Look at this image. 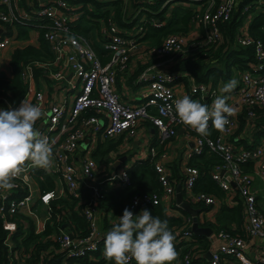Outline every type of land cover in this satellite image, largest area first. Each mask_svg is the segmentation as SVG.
Returning a JSON list of instances; mask_svg holds the SVG:
<instances>
[{"label":"built area","instance_id":"2783aa9c","mask_svg":"<svg viewBox=\"0 0 264 264\" xmlns=\"http://www.w3.org/2000/svg\"><path fill=\"white\" fill-rule=\"evenodd\" d=\"M34 1L36 6H31L29 11H22L19 4L17 5V0H0L7 6L6 10L0 9V24H12L18 18L49 17L51 24L43 35L50 42L55 58L52 63L45 64L54 67L48 71V79L52 85L64 87L63 81L71 71L76 75L78 82L69 84L73 92L69 103H66V100L47 103L43 89L34 85L35 79L29 65L24 67L22 77L28 87L22 101L41 107L43 116L36 122L35 127L42 136L54 142L52 167L48 170L39 168L53 179L54 186L47 190L40 189V186L35 189L37 167L28 162L21 176L13 180V188L0 189V226L5 230L2 240L6 256L1 264H44L43 257L54 252H60L63 257H82L98 248L102 249L99 241L106 233L100 231L98 226L102 211L95 197L89 200L83 209L90 226L87 235H74L72 231L62 229V224L59 232L51 231L39 238L50 240L47 248L41 250L36 247L35 242L24 243L22 238L25 233L17 237V241L13 235L18 230V224H21L25 232L30 222L35 233L42 232L51 216L50 200L66 191L75 194L80 184L90 188L95 196L98 195L104 163H98L91 155V150L96 145L95 139L97 136L106 138L121 134L134 136L138 126L144 121L151 122L156 127L160 142L176 136L178 128H182L192 140L186 152L189 156L193 152H200L204 147L222 156L223 163L215 164L211 169L212 177L224 192L221 197L193 190L199 173L198 168L187 164V161L183 166L184 178L181 183L186 199L209 206L198 211L199 224L214 220L212 209L216 205L220 207L223 203L233 205L240 202L242 206V234L227 229L213 230L206 236L208 247L190 246L178 257L176 264H264V210L261 206L260 189L256 185V178H259L264 188V140L250 147L229 141L239 129L240 112L245 113V128L251 126L253 107H264L263 41L259 38L252 39L241 28L238 41L244 45L253 43L255 60L240 71L235 89L225 94L228 97L227 103L234 109V114L228 117L227 131L204 137L180 121L175 110L176 101L183 98L175 85L179 73L170 70L164 59H161L184 50L189 40L194 37L187 32L171 33L167 34L159 45H143V54L147 60L138 79L146 82L145 91L139 102H125L116 88V76L118 71L127 66L133 50L140 46L137 36H133L135 33H132V36H123L120 34L123 29L115 22L109 20L102 23L100 31L106 38L103 45L110 52L109 59L103 62L85 38L68 34V21L82 12L74 10L81 7V2L72 4L68 0ZM233 3L234 0H219L217 3L211 1L204 8L200 6L194 9L192 20L202 26L201 34L204 40H221L218 23L229 17ZM1 30H4V25H1L0 33ZM11 37L12 35H4L0 38V49L9 44ZM151 59L153 61H150ZM218 87L209 81L191 79L184 92L201 104L206 102L205 105L211 109L214 100L221 96ZM21 102L11 110L19 108ZM89 110L92 113L86 115ZM86 139L89 141L83 146ZM242 163H250L252 169L246 170ZM155 167L163 186L162 192L134 194L128 206L134 216L145 210L149 204L163 202L170 205V202L174 201L177 184L169 180L160 157L155 161ZM106 173L108 183L123 185L129 182L125 168ZM38 178L43 180V175L39 174ZM58 181L62 183L59 189L56 187ZM16 191L18 195H14ZM175 204L178 205L177 202ZM42 209L40 217L39 212ZM177 210L186 229L181 233L169 229L174 236L176 234L174 245L181 240L191 239L192 235L193 216L189 213L182 214L178 208ZM121 216L112 217L110 221L117 219L118 223ZM38 218L41 220L39 224L36 222ZM58 219H61L60 215L56 216V220ZM201 254L209 258L205 262H192L194 257ZM131 263L136 264L134 259L129 260L128 264Z\"/></svg>","mask_w":264,"mask_h":264},{"label":"trees","instance_id":"16d2710c","mask_svg":"<svg viewBox=\"0 0 264 264\" xmlns=\"http://www.w3.org/2000/svg\"><path fill=\"white\" fill-rule=\"evenodd\" d=\"M72 4L81 2V7L74 10L82 12L74 19L68 21V34L80 35L85 38L100 59L105 62L109 59V49L103 45L106 40L100 35V26L109 20L115 22L123 30L120 34L123 36H132L130 30L139 29L137 39L139 42L147 46L159 45L167 34L186 33L190 28L192 19L194 18L196 4L206 7L211 1L219 2V0H191L192 5L182 4L184 0H68ZM180 2V3H179ZM5 3L0 2V9L6 10ZM51 19L43 16L41 18H18L12 24L3 22L4 30H1L0 38L4 35H13L16 38H28L31 29L38 32V44H27L23 47H15L9 58L11 69L10 75L0 70V107L2 110H11L19 104L25 96L27 90V82L22 77V72L26 65H29L32 75L36 81L42 78H49L48 71L54 69L52 65L46 66V63H52L55 58L51 49L50 42L44 37L43 33L49 28ZM219 29L222 34L220 41L211 42L203 38L200 34L191 38L184 50L175 52L169 56H164L166 66L179 75L178 81L183 79L189 83L191 79L194 81H209L217 86L219 81L230 75L231 66H236L238 70L248 67V64L254 61V45L241 44L238 37L241 35V28L252 39H261L264 43V0H234L233 7L229 17L219 21ZM137 26H141L138 28ZM15 29V32L14 29ZM141 29V30H140ZM203 32V28H201ZM150 61H153L152 59ZM146 63L140 67V71L145 67ZM138 72V73H139ZM264 73V69L262 70ZM206 104V102H205ZM254 115L251 117V126L245 129L248 131L249 141L242 136L245 147L257 145L264 140V107H253ZM92 111H86V115ZM240 121L239 129L241 131L245 125V113L238 114ZM151 123V122H150ZM152 124V123H151ZM153 125V124H152ZM211 136L217 135L219 132L214 128L211 122L209 127ZM233 136V135H232ZM232 136L229 141L233 142ZM120 139L106 137L104 141H99L91 150V155L98 162L104 163V169L99 179V194L94 195L91 189L80 184L75 194L66 191L64 194L54 197L50 200L51 216L48 219L45 229L40 233H35L33 224H30L23 230L21 224H18V230L14 233L13 238L17 241V237L25 233L22 240L25 244L35 242L36 247L46 249L49 245V239L39 240L41 236L48 233L59 232L62 229L72 231L74 235H87L90 232L89 221L84 214V208L89 200L96 198L97 204L102 211V226L111 228L113 225L110 219L123 214V210L128 208L130 200L137 193L162 192L163 186L159 179V173L155 167V161L163 153V142L159 141L158 135L155 141V151L149 156L137 159L131 165L125 168L129 182L123 185H115L108 183L106 172L111 171L107 165L110 162L109 151L116 149ZM168 167V178L171 182L180 186V195L183 200H187L184 195L182 181L184 178L183 171L180 170L177 160L163 162ZM223 158L216 151L204 147L200 152H193L187 160V164L198 168V176L193 184V190L204 191L214 194L218 197L223 195V190L212 177L211 169L215 164H222ZM246 170H251L250 163L244 164ZM36 179L40 189L47 190L54 186L53 179L43 170L35 169ZM43 175V180L38 175ZM182 178V179H181ZM176 186V187H177ZM176 202V199H175ZM176 208L182 214H187L185 209L180 208L177 204ZM190 202V201H189ZM190 204L198 210L209 208L201 202H190ZM173 206V205H172ZM154 217L168 221V228L174 229L181 233L186 229L182 224L180 215L170 214L166 211L164 203L157 202L149 204L146 208ZM60 215L61 219L56 220V216ZM210 226L212 231L216 229H227L235 233H243V211L241 203L221 204L215 213L214 220H206L203 224ZM175 227L177 229L175 230ZM182 228V229H180ZM0 264L5 260V245L3 244V235L5 230L0 226ZM191 239L181 240L175 244V249L180 257L192 245L196 247H208L209 242L207 235L204 233H196L191 230ZM176 236V234H175ZM103 236L99 244L102 246L82 257H63L60 252H54L52 255L43 257L44 264H114V261L106 260L104 256V239ZM19 244V241H18ZM201 254L194 257L192 262H205L207 257ZM175 262V261H174ZM177 262V261H176ZM173 263V264H176ZM135 264V263H131Z\"/></svg>","mask_w":264,"mask_h":264},{"label":"clouds","instance_id":"9594fccd","mask_svg":"<svg viewBox=\"0 0 264 264\" xmlns=\"http://www.w3.org/2000/svg\"><path fill=\"white\" fill-rule=\"evenodd\" d=\"M236 85L237 81L231 80L221 92L230 93ZM227 99L218 96L209 109L185 95L176 101L175 110L183 124L207 137L211 134L210 120L218 132L227 131L228 117L234 114ZM42 116L40 106L25 100L17 109L0 110V189L13 188V180L21 176L28 162L45 170L52 167L54 142L35 127ZM174 240L167 220L152 216L147 209L134 216L125 208L119 222L106 234L104 256L114 264H128L130 259L136 264H173L179 255Z\"/></svg>","mask_w":264,"mask_h":264},{"label":"crops","instance_id":"0c3cea01","mask_svg":"<svg viewBox=\"0 0 264 264\" xmlns=\"http://www.w3.org/2000/svg\"><path fill=\"white\" fill-rule=\"evenodd\" d=\"M19 4L21 10H30L29 8L32 6H36L34 0H17V5ZM196 8H199L201 4H196ZM201 28L202 26L198 24L197 22L193 21L190 24V28L188 30V34L191 37H196L201 34ZM14 29V28H13ZM138 30L133 28L130 30V33H135ZM15 32V29L14 31ZM102 32L100 31V35ZM102 39L104 35L102 34ZM27 44H38V32L37 30L31 29L29 31V37L28 38H16L12 35L11 40L9 44H7L5 47L0 49V70H2L5 74L10 75L11 69L9 65V58L10 53L15 47H23ZM145 44L140 42V46L135 48L132 52V56L130 57L127 66L125 69L118 71L116 76V88L119 92L120 98L125 102L135 103L142 100V93L145 91V84L146 82L139 80V69L140 67L146 63V57L145 54H143L144 46ZM66 71V69H65ZM139 72V73H138ZM239 73V72H238ZM239 75L236 77V81H238ZM70 79V81L68 80ZM231 80H234V78H231ZM78 79L75 74H73L71 71L67 75V78L65 77L63 85H58V87L51 84V81L47 78H42L39 81L34 82V85H39L45 94L46 102L49 103L51 101H63L66 100V103H69L71 101L72 97V90L69 87V84L75 83L77 84ZM176 85V89L180 93V95L183 97L185 96L184 88L187 86V83L180 79ZM224 82L219 81V92L221 96H225L226 93H222L221 89L224 86ZM45 114V112H44ZM248 127L243 128L241 131L233 134L232 139L233 142L236 144L242 145L243 140L242 136L245 134V139L251 141L252 138L248 137V131L245 132V129ZM157 129L154 125H152L150 122H142L136 131V134L134 136H128L126 134H121L118 136H115L113 138H118L120 141L118 142V145L116 149H112L109 151V158L110 162L107 164L109 166L110 170H119L121 168H126L127 166L131 165L133 161L141 158H145L149 156L150 153H153L155 151V141L157 139ZM104 137L101 138L97 136L96 144L99 141H104ZM191 139L188 135L185 134V132L182 130V128H178V134L168 140H166L165 144L163 145V155L161 156L160 160L162 162L170 161V160H177L179 163L180 170L182 171L183 166L185 165L186 161L190 157L188 155L187 150L191 146ZM263 141V140H262ZM88 142L84 141L83 146H85ZM261 143V142H260ZM264 144V142H263ZM165 169L167 172H169V169L167 166H165ZM256 185L260 189L259 194L260 200H261V206L264 210V188L261 180L259 178H256ZM62 183L58 181V184L56 187H61ZM35 189H39L38 182L36 183ZM59 189V188H58ZM177 193V192H176ZM14 195H18V191L14 192ZM176 197V194H175ZM174 201L170 202V205H167L164 203V206L166 207V211L170 214L178 215V210L173 204ZM163 203V202H162ZM176 203V202H175ZM173 205V206H172ZM219 205L214 206L212 211L215 213L218 211ZM43 213V209L40 210L39 215L41 217ZM36 222L39 224L41 222L40 218L36 220ZM112 223V225H115L117 223V219H112V221H109ZM119 222V221H118ZM98 226L100 228V231H104L106 234L111 230V228H108L107 226H102V219L98 221ZM259 240V238H255ZM207 258V257H206ZM178 260V259H177ZM176 262V261H175ZM173 262V263H175Z\"/></svg>","mask_w":264,"mask_h":264},{"label":"water","instance_id":"95a60500","mask_svg":"<svg viewBox=\"0 0 264 264\" xmlns=\"http://www.w3.org/2000/svg\"><path fill=\"white\" fill-rule=\"evenodd\" d=\"M88 142L89 140L86 139L85 142ZM223 172V170H222ZM233 184V183H232ZM180 186L178 185L176 187V202L178 203V206L182 209H185L189 214L193 216V223L191 224V229L195 231L196 233H204L209 234L212 229L210 226L200 225L198 222V208L192 206L188 200H183L182 196L180 195ZM72 235V234H71ZM209 256V255H208Z\"/></svg>","mask_w":264,"mask_h":264},{"label":"rangeland","instance_id":"374dc122","mask_svg":"<svg viewBox=\"0 0 264 264\" xmlns=\"http://www.w3.org/2000/svg\"><path fill=\"white\" fill-rule=\"evenodd\" d=\"M190 2H192V1L191 0H184V2H182V4H185L187 6L192 5ZM136 35H137V33H135L133 36H136ZM240 71L241 70H238V68L236 66H231L230 75L228 77L222 79L221 82H224V84H226L230 81L231 78H234V80H236L237 79L236 77L240 74Z\"/></svg>","mask_w":264,"mask_h":264}]
</instances>
